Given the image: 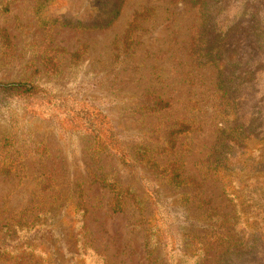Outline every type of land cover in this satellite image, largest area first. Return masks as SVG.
I'll list each match as a JSON object with an SVG mask.
<instances>
[{
	"label": "rangeland",
	"instance_id": "rangeland-1",
	"mask_svg": "<svg viewBox=\"0 0 264 264\" xmlns=\"http://www.w3.org/2000/svg\"><path fill=\"white\" fill-rule=\"evenodd\" d=\"M40 2L0 0V82L39 90L0 93V264H170L194 231L200 264H264V0ZM115 8L108 28H86ZM44 17L67 25L48 32ZM85 113L108 121L133 167ZM144 147L157 171L134 158ZM103 176L125 191L119 212Z\"/></svg>",
	"mask_w": 264,
	"mask_h": 264
},
{
	"label": "trees",
	"instance_id": "trees-1",
	"mask_svg": "<svg viewBox=\"0 0 264 264\" xmlns=\"http://www.w3.org/2000/svg\"><path fill=\"white\" fill-rule=\"evenodd\" d=\"M41 5H43L45 3L46 0H40ZM119 13V8H115L113 9L111 12H109L108 16H107V21L100 23V24H94L92 26H87L86 28L88 29H106L108 28L111 23L117 18ZM57 23H59L61 26L65 27L67 24L65 23H61L59 22L56 18H49V17H44L43 19L40 20V25L42 28L47 29L48 28V32L49 29L56 25ZM85 24L82 23H77V25L75 26L76 29L79 28H84ZM5 42H3V44L6 47L10 46V43L8 42V40L6 39V37L4 38ZM58 47L56 48H50L52 50V52H57ZM51 58V57H50ZM49 58V59H50ZM50 61H52V59H50ZM37 71V70H35ZM58 72V64L54 66L53 68V73H57ZM221 84V83H220ZM0 93L2 94H6V93H20V96H26V97H31L34 96L36 94L39 93V90L37 89L36 86L33 85L31 80H17V81H13V82H0ZM226 93V92H224ZM58 103L59 106L64 108V100H58L55 99V101L51 102L49 100L50 105H52L53 107L55 106V104ZM152 105L155 107V109H162L164 107L163 102L158 99L157 101H154L152 103ZM52 107V108H53ZM91 116V114H90ZM104 118V117H103ZM105 119V118H104ZM80 120L83 121V125L85 126L86 130L88 131H94L97 136L101 135V132L104 133L105 135V139L108 141H114L116 143V150L118 152V156L119 158L122 160V162L124 164H127L130 168L133 167V163L131 161V156L126 152V150L123 148V146H121V144H119V141L116 139V134L114 132V130L111 128V126L108 124V121H103L100 120L97 122L98 118H92V117H88V113H85L83 115H81ZM106 120V119H105ZM180 133V132H177ZM148 149L147 148H140L138 149V151H136V156H134V158L136 157L137 161L143 164H146L147 166L153 168L154 170H158L159 166L156 162L155 159L151 158V156L147 155ZM175 165V164H174ZM4 171L7 173L9 170H5ZM162 172L164 174H167V178H168V184L169 186H171L172 189L174 190H180L183 194H182V202L185 204L187 202H189L191 200V198H193V196L189 195L184 191L185 187L187 186V179L183 178L180 174V168H176L175 166L170 167L169 165H167L166 167L162 168ZM98 183L107 188L108 191L110 192V194H112V198H111V207L112 210L114 212H119L122 210L123 206H124V200H125V191L121 190L117 184L116 181L112 180H108V178L106 177H99L97 179ZM129 191L126 192V194H128ZM202 204L205 206V214L206 217H208V222H212L213 219H221L220 216H218L217 214L214 213V211L210 208V206L208 205L207 201H203ZM187 205V204H186ZM232 220L231 219H226L224 217V222H222V224H224L227 229L228 227V221ZM227 221V222H226ZM193 231V230H192ZM223 233L225 232V229L222 231ZM225 234V233H224ZM190 235V236H189ZM189 236V237H188ZM204 236V234H199L198 232H187L185 234V238L183 240L184 244L181 248V251H185L184 253L181 254H177L174 253L173 248H171L169 250V259H170V264H181V259L183 258V256H187L189 253H191V257H192V264H200L202 262V260H204L208 254V250L207 247L208 245L206 244V238H202ZM230 237L228 235H223V234H217V236L214 239V241H224L226 239H229ZM149 245V244H148ZM153 249L154 248H150V252H148V254H152L153 253ZM187 249H189V252L187 251ZM165 251V249H163ZM168 259V258H167Z\"/></svg>",
	"mask_w": 264,
	"mask_h": 264
}]
</instances>
